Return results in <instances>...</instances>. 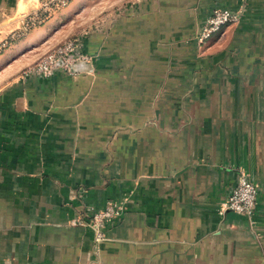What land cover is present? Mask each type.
<instances>
[{"label":"crops","instance_id":"crops-1","mask_svg":"<svg viewBox=\"0 0 264 264\" xmlns=\"http://www.w3.org/2000/svg\"><path fill=\"white\" fill-rule=\"evenodd\" d=\"M38 6L0 0V264H264V104H246L264 93V0H72L12 39ZM216 7L240 19L199 44ZM71 35L90 62L24 75ZM240 172L252 226L225 208ZM111 201L103 241L72 224Z\"/></svg>","mask_w":264,"mask_h":264},{"label":"built area","instance_id":"built-area-1","mask_svg":"<svg viewBox=\"0 0 264 264\" xmlns=\"http://www.w3.org/2000/svg\"><path fill=\"white\" fill-rule=\"evenodd\" d=\"M72 0H39V6L20 18V27L11 33L12 39L26 35L30 30L45 23L52 15L66 8ZM240 12L225 7H216L203 21L197 33V41L204 44L219 33L228 24L239 21ZM6 45V42L3 46ZM81 36L64 39L41 55L33 64L24 69V75H49L61 68L69 72L90 62L91 56L83 50ZM258 189L256 184L244 172H240L226 199L225 208L243 216L252 226L255 223L254 212L257 204ZM122 202L111 201L104 208L95 211L89 220H74V225H87L94 229L96 242L106 238L109 222L124 213Z\"/></svg>","mask_w":264,"mask_h":264},{"label":"rangeland","instance_id":"rangeland-1","mask_svg":"<svg viewBox=\"0 0 264 264\" xmlns=\"http://www.w3.org/2000/svg\"><path fill=\"white\" fill-rule=\"evenodd\" d=\"M98 18L97 15H94V20L96 21ZM85 25V24H84ZM83 24L80 25L78 31H87L88 28H82ZM223 29V28H222ZM219 34V33H218ZM73 36V35H71ZM212 39V38H211ZM219 88V87H218ZM248 88H252L250 85H248ZM247 95V101L246 104H264V93H254V91H248L246 93ZM199 97V98H198ZM241 99L243 103V94H241ZM183 104H242L239 101L238 94H227V93H200V94H192L190 92L185 93L183 95ZM170 111V109L168 110ZM183 111L186 112L184 109ZM243 110L236 109L235 112H239ZM248 117L251 119V121L254 123L256 120L254 117L256 116V109H248ZM236 115V114H235ZM240 116V114H239ZM251 126H254V124H251ZM254 160V159H253ZM251 169L254 171V164L251 167ZM254 174V172H253Z\"/></svg>","mask_w":264,"mask_h":264}]
</instances>
